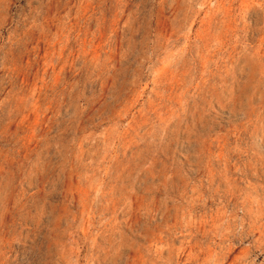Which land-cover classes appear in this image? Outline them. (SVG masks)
<instances>
[{
    "label": "rangeland",
    "instance_id": "1",
    "mask_svg": "<svg viewBox=\"0 0 264 264\" xmlns=\"http://www.w3.org/2000/svg\"><path fill=\"white\" fill-rule=\"evenodd\" d=\"M0 264H264V0H0Z\"/></svg>",
    "mask_w": 264,
    "mask_h": 264
}]
</instances>
